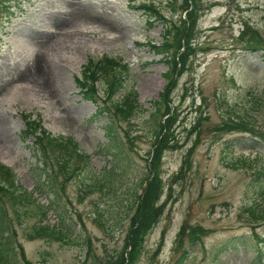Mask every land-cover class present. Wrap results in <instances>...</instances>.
<instances>
[{
	"label": "rangeland",
	"instance_id": "obj_1",
	"mask_svg": "<svg viewBox=\"0 0 264 264\" xmlns=\"http://www.w3.org/2000/svg\"><path fill=\"white\" fill-rule=\"evenodd\" d=\"M167 1L0 0V164L11 168L40 204L52 206L46 218L31 207L30 217L20 223L12 213L14 203L5 197L0 218L11 232L10 239L1 241L6 264H113L129 252L136 197L144 196L152 172L147 160L158 123L151 114L169 70L149 45L163 40L164 27L149 22L139 6ZM206 2L213 6L200 21L193 69L173 92L180 111L175 128L179 147L165 153L161 166L163 214L134 264H170L178 255L174 250L181 228L199 226L212 232L189 247L186 264H264V220L253 221L247 213L255 204L264 211V178L255 175L264 166V141L218 130L240 117L264 134V59L245 53L235 40L245 23L264 37V0ZM104 56L129 65L132 75L124 92L134 88L139 97L135 119L117 125L113 140L104 130L109 117H97V106L83 99L76 84L88 61ZM100 95L105 97L102 87ZM199 105L202 133L197 140L185 127L196 122L192 110ZM22 114L41 119L55 137L74 138L92 158V169L63 189L58 174L59 182L41 191L47 169L40 170L42 150L34 146L35 139L24 140ZM49 157L54 167V156ZM95 173L99 178L93 183ZM39 222L65 229L68 243L28 239Z\"/></svg>",
	"mask_w": 264,
	"mask_h": 264
},
{
	"label": "trees",
	"instance_id": "obj_2",
	"mask_svg": "<svg viewBox=\"0 0 264 264\" xmlns=\"http://www.w3.org/2000/svg\"><path fill=\"white\" fill-rule=\"evenodd\" d=\"M212 6V4L208 5L206 0H168L166 4L158 5L155 2H146L139 6L149 16V22L154 19V21L164 27L163 40L159 43L150 42L149 45L156 55L163 57L162 61L166 63L169 70L164 76L167 84L161 95V100L154 103V112L151 114V118L158 123V129L155 130L154 149L148 154L147 160L151 159L152 172L146 181L148 183L144 196L138 195L136 197L137 212L132 219L130 228V250L127 255L125 252L116 257L113 264H134L140 256V250L146 237L157 226L162 217L163 207L159 204L164 190L160 173L161 166L165 153L170 149L179 147L175 138V128L177 129L180 111L179 106L174 102L173 92L177 88L180 78L193 69V60L196 57V50H198L196 40L199 34L200 21L206 11H210ZM165 10L170 11L169 16L165 15ZM235 40L241 44L245 53L258 55L264 59V37L248 23L244 24L243 29ZM1 42L0 40V46ZM129 75L131 77V70L123 59L104 56L100 59H90L84 67L81 77L76 79L77 87L80 89L83 99L91 101L97 106L96 116L109 117V122L105 124L104 130L107 137L111 140H113L117 125L121 123L131 124L139 107L138 93L134 88L129 92L127 90L124 92ZM100 87L105 92V97L103 98L100 97ZM120 91H123V94L118 96ZM182 99H185V96ZM201 111L202 105L194 108L192 113L197 114L196 122L190 128L185 127L189 132V136L197 135V140H199L202 133V119L199 117ZM22 119L26 126L24 140L33 137L35 139L34 146L42 150L43 159L40 158L38 162L42 165L41 171L47 169L45 176L47 182L40 186L41 191L46 184L54 181L59 182L55 177L58 174L63 176V182H59L63 189L78 174L92 169L90 168L92 158L81 149L74 138L53 136L44 128L42 120L33 119L32 115L22 114ZM218 130L228 134L238 133L242 135L245 133L264 141V134L256 132L253 123L240 117L223 122ZM128 139L131 145L134 146V138L128 135ZM241 145L244 148L255 147ZM49 156L51 158L54 156V167H50L48 164ZM240 158L243 161H250L249 158H244L242 155ZM258 159L255 158L252 163L254 164ZM181 174L175 179H179ZM255 175L259 179L264 178V166H259ZM98 178L99 175L95 173L93 183L97 182ZM93 183L89 182L88 188L93 189L95 185ZM99 187H102V185H99ZM100 190L102 191V188ZM140 191H142V188ZM5 197L14 203L12 213H14L20 223L30 217L31 207H35L41 212V217L43 218H46L52 209V206L40 204L34 193H30L27 189L20 186L17 175L11 168L0 164V207L2 202L4 203ZM258 203L260 204L261 202ZM257 205L255 204L254 210L247 209V213L253 221H263L264 211L262 209L259 210ZM99 223L101 227H104L100 220ZM1 226L3 231L0 229V264H6L5 256L1 253V241L10 239L11 232L8 229H4L3 217L0 218ZM66 232L65 229H60L59 226H51L39 222L32 227L26 237L30 240L47 239L49 241L68 243L69 239ZM211 232L202 226L190 227L189 229L186 227L181 228L177 238V246L174 250V253H178V255L173 258L170 264H186L189 247L203 242V239L208 237ZM258 239L260 238L257 237ZM260 242L264 244V238L260 239ZM162 248L163 246L160 244L159 250ZM257 251L258 259H260L263 248L260 247ZM22 257L26 260L24 249H22Z\"/></svg>",
	"mask_w": 264,
	"mask_h": 264
}]
</instances>
